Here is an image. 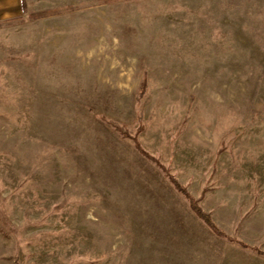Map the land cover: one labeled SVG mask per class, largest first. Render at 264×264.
Listing matches in <instances>:
<instances>
[{"label":"rangeland","instance_id":"rangeland-1","mask_svg":"<svg viewBox=\"0 0 264 264\" xmlns=\"http://www.w3.org/2000/svg\"><path fill=\"white\" fill-rule=\"evenodd\" d=\"M30 1L0 26V264H264V0Z\"/></svg>","mask_w":264,"mask_h":264},{"label":"crops","instance_id":"crops-1","mask_svg":"<svg viewBox=\"0 0 264 264\" xmlns=\"http://www.w3.org/2000/svg\"><path fill=\"white\" fill-rule=\"evenodd\" d=\"M42 7L39 11L32 12L30 5L29 8V15L32 13H39V12H50L54 13L57 10L63 9L65 7L71 8L74 5L72 0H65L60 2V0H39ZM59 2V3H58ZM31 4V1L29 0ZM25 11L23 10L22 0H0V26L4 24H10L16 21L17 19L25 18Z\"/></svg>","mask_w":264,"mask_h":264},{"label":"trees","instance_id":"trees-1","mask_svg":"<svg viewBox=\"0 0 264 264\" xmlns=\"http://www.w3.org/2000/svg\"><path fill=\"white\" fill-rule=\"evenodd\" d=\"M22 4H23V10L26 11V4H25V0H22ZM46 14L45 13H37V14H33L31 15L30 17L31 18H35V19H38V18H42L44 17ZM22 20V19H21ZM145 87V84H143V89ZM144 91V90H143ZM144 93V92H143ZM140 121H142V114L139 118ZM115 127L122 131V132H125L124 128L123 127H120L116 124H114ZM136 140V143H137V148L138 150L145 154L146 156H148V154L145 153L144 150H142L140 144L138 143V139L135 138ZM172 180V183L174 184V186L179 190L181 191L185 197L187 198V200L189 201L190 203V207L191 209L193 210V212L206 224L210 227V229L217 235L221 236V237H227L226 233L221 230V228L219 226H217L211 215L209 213H207L206 211H204L201 206L199 205V199H196L184 186H182L175 178H171ZM243 246H246V247H249L247 244H242Z\"/></svg>","mask_w":264,"mask_h":264}]
</instances>
